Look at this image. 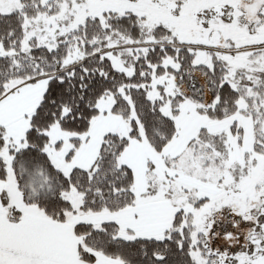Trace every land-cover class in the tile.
Segmentation results:
<instances>
[{
  "label": "snow or ice",
  "instance_id": "snow-or-ice-1",
  "mask_svg": "<svg viewBox=\"0 0 264 264\" xmlns=\"http://www.w3.org/2000/svg\"><path fill=\"white\" fill-rule=\"evenodd\" d=\"M0 264H264V0H0Z\"/></svg>",
  "mask_w": 264,
  "mask_h": 264
}]
</instances>
